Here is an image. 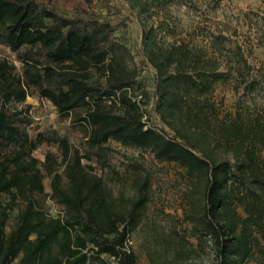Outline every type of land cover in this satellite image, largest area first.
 Listing matches in <instances>:
<instances>
[{
	"label": "trees",
	"instance_id": "obj_1",
	"mask_svg": "<svg viewBox=\"0 0 264 264\" xmlns=\"http://www.w3.org/2000/svg\"><path fill=\"white\" fill-rule=\"evenodd\" d=\"M97 1L0 0V50L15 56L0 54V264H139L129 240L152 200L153 174L111 140L185 171V218L210 238L209 264H264V101L256 97L264 81L246 51L222 31L209 48L163 45L148 32L146 63L132 67L115 37L128 19L95 12ZM131 1L142 13L152 7ZM219 84L245 98L235 112L222 115ZM31 89L58 115L76 114L86 149L37 123ZM39 148L63 207L57 216L43 206ZM104 170L129 181L132 194H115Z\"/></svg>",
	"mask_w": 264,
	"mask_h": 264
},
{
	"label": "rangeland",
	"instance_id": "obj_2",
	"mask_svg": "<svg viewBox=\"0 0 264 264\" xmlns=\"http://www.w3.org/2000/svg\"><path fill=\"white\" fill-rule=\"evenodd\" d=\"M141 2H150L151 9L142 13L141 6L133 4L131 0H98L93 8L95 12L114 19H128V25L120 26L115 37L128 47L129 52L124 54V59L130 66H144L146 63L144 40L148 32L163 45L186 41L193 47L209 48L213 35L222 31L231 43L242 46L247 58L256 67L255 72L264 81V0H180L167 6L153 1L151 3V0ZM0 54L15 59L8 49H1ZM16 63L20 66L19 61ZM145 74L152 76L149 69ZM213 96L217 103H222V115L227 111L235 112L243 99L232 84H219ZM256 97L261 106L264 101V85ZM26 102L31 104V112L37 123L52 124L61 131H67L81 149L87 148L85 129L75 121V113L67 117L58 115L52 103L41 98L34 89L30 90ZM109 144L117 153L144 162L153 174L152 200L129 240L130 248L137 254L138 263L212 262L214 251L210 238L201 239L197 236L192 224L185 218L189 209L190 190V181L185 171L176 163L157 160L151 152L124 146L115 140ZM50 148L55 150V146ZM35 155L45 173L43 206L49 214L57 216L63 212V207L52 198L51 175L43 165L45 155L40 148L35 151ZM84 162L87 160L84 159ZM103 172L115 194H132L133 187L129 181L118 182L105 170ZM13 223H10L9 228ZM249 264H256V261Z\"/></svg>",
	"mask_w": 264,
	"mask_h": 264
}]
</instances>
